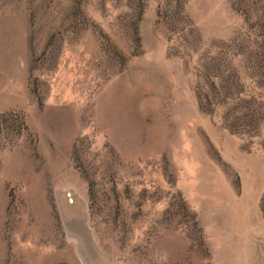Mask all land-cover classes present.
I'll return each instance as SVG.
<instances>
[{"label": "rangeland", "instance_id": "rangeland-1", "mask_svg": "<svg viewBox=\"0 0 264 264\" xmlns=\"http://www.w3.org/2000/svg\"><path fill=\"white\" fill-rule=\"evenodd\" d=\"M0 264H264V0H0Z\"/></svg>", "mask_w": 264, "mask_h": 264}]
</instances>
